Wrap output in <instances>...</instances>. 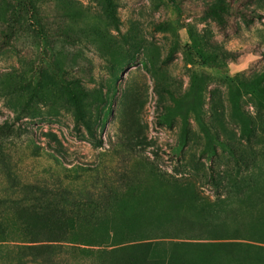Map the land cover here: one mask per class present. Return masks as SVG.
Here are the masks:
<instances>
[{
  "label": "rangeland",
  "instance_id": "obj_1",
  "mask_svg": "<svg viewBox=\"0 0 264 264\" xmlns=\"http://www.w3.org/2000/svg\"><path fill=\"white\" fill-rule=\"evenodd\" d=\"M14 1L0 264H264V0Z\"/></svg>",
  "mask_w": 264,
  "mask_h": 264
},
{
  "label": "trees",
  "instance_id": "obj_2",
  "mask_svg": "<svg viewBox=\"0 0 264 264\" xmlns=\"http://www.w3.org/2000/svg\"><path fill=\"white\" fill-rule=\"evenodd\" d=\"M105 2H106V9L108 11V14L111 16L112 19H114V9H113L112 0H105ZM19 9L20 10L24 9L25 12L28 14L29 19L32 20V22H33L31 24L37 25V27H38V23L36 21V11H35V8L32 5V3L29 0H15L14 1V11H13L12 15L9 17L7 25H6L7 32L3 35V38L5 40L9 39L13 35V29H14L15 24H16V17H15L16 14L15 13ZM213 12H217V11L214 9ZM192 50L194 51V53H196V55L200 58V61L204 64L205 63L209 64L208 63L209 60H211V58H213V55L203 54L202 51L199 49H192ZM259 78H256L254 83H253L255 88L258 84ZM198 89H199V85H198L197 81H194L193 88L189 93V99L186 102H177V107H178V109H182L184 107L190 108V110L193 112L194 119H195L196 123L198 124V126L200 127V129L202 130L204 136L206 137L207 143L209 146L213 142L222 143L218 139L212 137L208 128L203 123V120L200 116V106H199L200 103H199V98H198ZM255 91H256L255 95L259 99V103L262 106H264V87L255 89ZM76 116H78L79 119L82 120L84 127L86 128L88 133L91 134L89 119L88 120L84 119L83 111H78ZM162 117H163V119L164 118L167 119L166 115H163ZM183 122L186 123L185 115H183ZM184 136H185V129L183 128L182 134H181V143H183V141H184ZM209 150H210V155H212L214 153V149L212 147L211 148L209 147Z\"/></svg>",
  "mask_w": 264,
  "mask_h": 264
}]
</instances>
